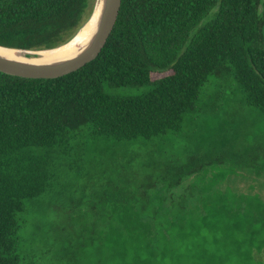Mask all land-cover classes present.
Wrapping results in <instances>:
<instances>
[{
  "label": "trees",
  "instance_id": "1",
  "mask_svg": "<svg viewBox=\"0 0 264 264\" xmlns=\"http://www.w3.org/2000/svg\"><path fill=\"white\" fill-rule=\"evenodd\" d=\"M93 2L0 0V46L57 48ZM263 42L264 0H122L105 47L82 69L48 80L0 72V264H23L25 201L53 190L60 163L81 177L93 142L162 148L182 132L213 76L236 82L245 106L264 116ZM151 147L149 168L172 167L146 174L172 180L170 196L141 192L156 188L155 178L128 187L111 179L109 209L97 214L110 218L98 237L105 264H263L256 253L264 252V197L217 190L233 184L226 178L234 160L204 152L180 164V153ZM240 161L239 169L249 168L246 157Z\"/></svg>",
  "mask_w": 264,
  "mask_h": 264
},
{
  "label": "rangeland",
  "instance_id": "2",
  "mask_svg": "<svg viewBox=\"0 0 264 264\" xmlns=\"http://www.w3.org/2000/svg\"><path fill=\"white\" fill-rule=\"evenodd\" d=\"M96 1L91 3L83 23L92 14ZM262 47L264 48V42ZM143 91L134 92L140 94ZM215 97L219 100H214ZM244 101V93L236 82L231 79L221 81L217 76H213L210 84L205 87L203 99L197 110L186 115L182 132L169 134L161 149L180 153L179 163L184 164L189 158L201 156L204 152L212 158H218L217 155H212L213 149L224 143L226 148L231 147L230 153L224 155L228 161L231 160L233 154L238 153L235 152V148L242 142L241 137L249 143L254 139L252 134L254 130L264 131L262 118L253 125L257 129L248 124L252 119L247 118L252 117V113L256 117L258 113L261 117L264 116L259 111L255 110L256 113L252 111L253 109L247 108ZM213 104L218 105L217 113L213 112L216 108H213ZM210 106L213 109L209 110ZM213 168L215 166L208 167ZM55 174L53 190L37 199L26 200L25 210L19 215L22 222L18 235L22 263L105 264L106 252L103 251L98 237L102 239L106 227L110 225V218L105 213L97 218L98 212L94 211L96 208L101 209L105 202L98 204V199L90 195L92 189L88 181L83 176H77L73 170H69L68 165L60 163ZM157 179L156 188L147 187L141 189V192L145 191L148 195L165 194L172 180L157 182ZM188 183L189 181L185 182ZM97 185V189L101 191L102 183ZM184 185L173 192L178 193L180 190L183 192L186 186ZM107 190L110 192L112 189L107 187ZM167 193V197L170 196ZM141 201H144V198ZM105 206L109 209L110 204L107 203ZM98 220L101 221L94 222ZM256 257L264 264V252L256 253Z\"/></svg>",
  "mask_w": 264,
  "mask_h": 264
},
{
  "label": "crops",
  "instance_id": "3",
  "mask_svg": "<svg viewBox=\"0 0 264 264\" xmlns=\"http://www.w3.org/2000/svg\"><path fill=\"white\" fill-rule=\"evenodd\" d=\"M228 106L230 107V105ZM252 111L256 112L254 109ZM255 117L256 115L252 113V117L247 118V120L252 119L248 124L253 129H257L253 125L256 124V122H260V118L264 120L259 113L258 116ZM252 134L254 139L251 142L246 143L241 137L242 142L237 144V148H235V152L238 153L233 154L232 159L234 161L231 162L237 167L235 169L236 172L235 174L231 173L230 176L226 178L229 183L233 182V184H221L217 187V190L221 192L230 190L238 194H257L264 197V131L254 130ZM165 142L166 141H163V144ZM161 144L160 142H155L151 147L149 145L147 146L144 142H93L87 149L89 162L84 165L82 174L83 178L88 181L92 189L90 195L98 199V204L105 202L103 204L105 205L108 202L105 190L107 187H112V178L118 180L121 187H128L129 183H144L146 185L148 181L150 182L152 179H156V175H148L146 174L147 171L166 173L169 168L172 167L171 165L167 166V162H161V164H157L156 167H148L151 158L149 157L147 149L151 147V149H153L152 152L157 151L161 148L159 147ZM167 146L169 147L170 144H167ZM230 148L231 147L226 148L224 143H221L218 147H214L213 153L220 158L219 160H221V163H224L223 158H226L224 155L230 153ZM241 157H246L248 159V164L250 163L249 168H238L241 165ZM224 170L225 167L223 164L219 169H216V172L219 173V171L223 172ZM157 177H160V175ZM195 180L197 179L195 178ZM97 183H102L103 189L101 191L97 189ZM187 186L189 185L187 184ZM94 211L101 213L105 212V209L102 206L101 209L96 208ZM100 221L101 220H99V222ZM94 222L96 223V221Z\"/></svg>",
  "mask_w": 264,
  "mask_h": 264
},
{
  "label": "water",
  "instance_id": "4",
  "mask_svg": "<svg viewBox=\"0 0 264 264\" xmlns=\"http://www.w3.org/2000/svg\"><path fill=\"white\" fill-rule=\"evenodd\" d=\"M105 4V10L99 30L97 31L93 41L89 44V47L82 53H79L77 56L69 59L66 62L64 61L62 63L40 65L36 63H19L3 57V54L0 52V72L25 79L48 80L58 79L82 69L100 55L117 24L122 6V0H106ZM75 38L76 36H74L67 43L54 49L20 50L2 46H0V49L14 51L16 53V55H14L15 58L20 57L27 60H43L46 58L45 56L31 58L26 55H21V53L44 54L50 51L59 50L72 43Z\"/></svg>",
  "mask_w": 264,
  "mask_h": 264
},
{
  "label": "bare ground",
  "instance_id": "5",
  "mask_svg": "<svg viewBox=\"0 0 264 264\" xmlns=\"http://www.w3.org/2000/svg\"><path fill=\"white\" fill-rule=\"evenodd\" d=\"M105 2L106 0H97L94 10L88 20H86L81 28L75 34L76 38L72 43L67 46L55 50L50 51L44 54H36V53H21V55H26L28 57H39L45 56L46 58L43 60H35V59H23L20 57H14L16 53L14 51L1 50L0 52L3 54V57L7 59L19 62V63H36L40 65H48V64H56L66 62L69 59L77 56L79 53H82L89 47V44L93 41L96 36L97 31L99 30L101 20L105 10ZM9 54V55H8Z\"/></svg>",
  "mask_w": 264,
  "mask_h": 264
}]
</instances>
